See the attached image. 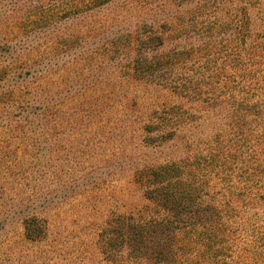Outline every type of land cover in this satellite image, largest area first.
<instances>
[{
    "label": "rangeland",
    "instance_id": "obj_1",
    "mask_svg": "<svg viewBox=\"0 0 264 264\" xmlns=\"http://www.w3.org/2000/svg\"><path fill=\"white\" fill-rule=\"evenodd\" d=\"M56 2L0 0V264H114L102 240L141 197L134 170L171 150L143 130L151 110L169 105L191 114L184 119L191 153L225 157L226 179L243 174L235 183L247 193L235 211L232 261L264 264V0L243 2V39L222 35L209 63L199 55L188 60L187 76L174 82L196 86L204 77L208 84L187 99L168 96L166 76L161 87L135 81L127 68L137 52L107 53L125 43L138 12L121 3L82 20L64 16L61 33L39 31L32 15ZM121 20L120 43L103 38ZM91 26L98 37L85 36ZM69 27L85 37L74 43L64 33Z\"/></svg>",
    "mask_w": 264,
    "mask_h": 264
},
{
    "label": "trees",
    "instance_id": "obj_2",
    "mask_svg": "<svg viewBox=\"0 0 264 264\" xmlns=\"http://www.w3.org/2000/svg\"><path fill=\"white\" fill-rule=\"evenodd\" d=\"M244 1L57 0L54 9L35 11L32 17L39 31L61 33L60 24L66 15L82 20L99 11L117 9L122 3V10L139 13L138 21L124 44L120 41L126 24L121 25V20L119 25L108 27L103 38L113 37L120 44L112 46L107 53L115 55L120 47L137 52L132 70L127 68L135 81L161 87L160 77L166 76L170 82L163 89L168 96L187 99L195 92L193 90L208 82L203 77L196 79L199 81L196 86L192 83L183 86L174 82L175 78L187 76L190 58L199 55L209 63L213 56L208 54L214 39L225 34H229L226 40L244 38L249 20L248 9L242 5ZM154 5H159L161 10L157 12ZM127 27L131 30L130 25ZM92 30L93 26L88 27L85 36L98 37ZM66 31L74 43L85 37L81 30L72 27L64 33ZM201 40L205 42L200 44ZM134 99L136 111L138 96ZM148 115L150 123L143 130L155 135L171 150L164 159L142 163L134 170L132 184L141 197L132 209L126 208L111 234L102 240L107 261L114 264H234L231 239L239 221L235 211L247 193L235 183L243 181V174L230 172L226 179L222 177L226 172L221 168L223 162L228 163L225 157L211 161L190 152L189 148L195 149V143H192L193 132L188 134L185 130L188 123L184 119H190L191 114L180 105L156 108ZM199 145L197 140L196 146ZM215 162L220 163L217 170ZM132 210L133 215L128 217L127 213Z\"/></svg>",
    "mask_w": 264,
    "mask_h": 264
}]
</instances>
